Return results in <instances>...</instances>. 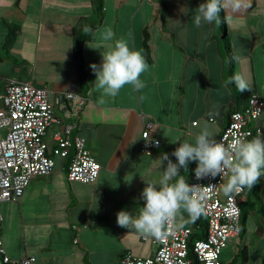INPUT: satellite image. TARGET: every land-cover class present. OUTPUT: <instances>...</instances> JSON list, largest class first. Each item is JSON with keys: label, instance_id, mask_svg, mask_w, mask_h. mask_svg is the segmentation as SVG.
<instances>
[{"label": "crops", "instance_id": "0c3cea01", "mask_svg": "<svg viewBox=\"0 0 264 264\" xmlns=\"http://www.w3.org/2000/svg\"><path fill=\"white\" fill-rule=\"evenodd\" d=\"M199 2L104 0L103 20L84 44V83L74 36L83 21L96 17L91 0H0V93L19 81L47 87L53 95L71 91L86 97L78 119L56 106L63 121L53 124L46 140L54 148L55 133L76 121L73 134L85 138L101 164L96 182L70 181V160L55 156L53 171L35 176L20 201L3 202L1 238L10 257L33 255L36 264H120L126 253L144 258L155 254V238L118 225L117 211L135 214L143 205L138 198L144 180L160 174L166 164L159 159L162 152L175 160L171 151L179 141L174 140H191L205 123L218 140L231 112L244 108L252 92L264 100V0H251L250 7L235 13L224 9L232 52L239 57L232 73H241L250 85L240 92L227 83L228 63L217 25L197 27L191 12L181 11L195 9ZM11 25L19 31L7 46ZM109 27L113 40L124 37L144 55L148 67L140 78L145 86L138 92L125 85L115 97L102 96L93 84L90 64L99 65L101 50L113 42L100 38ZM146 36L150 60L145 55ZM151 122V136L161 145L144 153L142 132ZM257 124L264 133V110ZM194 167L192 162L187 172L181 170L187 182ZM261 182L264 200V178ZM248 191L245 188L239 199ZM176 224L189 225L188 214L181 210ZM241 249L248 257L237 264H264V217L255 210L241 235L224 248L223 264Z\"/></svg>", "mask_w": 264, "mask_h": 264}, {"label": "built area", "instance_id": "2783aa9c", "mask_svg": "<svg viewBox=\"0 0 264 264\" xmlns=\"http://www.w3.org/2000/svg\"><path fill=\"white\" fill-rule=\"evenodd\" d=\"M59 105L76 119L80 117L86 97L65 91L53 95L47 87H38L31 82L12 81L0 93V264H36L35 256L13 259L6 251L1 232L3 228L2 204L5 201H20L26 188L35 176L51 173L55 166V156L66 157L74 150L67 171L70 181L94 183L99 177L101 164L87 147L85 138L74 135L76 124H65L55 133L56 146L50 148L46 136L53 124H62L56 115ZM264 110V100L257 92H252L242 109L233 110L228 124L223 128L218 141L229 145L234 139H251L262 132L257 124ZM151 122L142 132L140 149L151 153L161 145L153 139ZM264 178V174L260 176ZM204 177L196 179L192 173L190 184L206 185L202 193L204 211L198 218L207 220L208 232L203 239L195 241L194 251L201 264H223L221 255L231 238L241 235V207L239 197L245 188L235 196H222L221 183L226 179ZM196 226H179L176 217L165 228L162 239L154 240L156 251L152 257L144 258L124 254L120 264H190L189 240ZM78 242V238L75 239Z\"/></svg>", "mask_w": 264, "mask_h": 264}, {"label": "clouds", "instance_id": "9594fccd", "mask_svg": "<svg viewBox=\"0 0 264 264\" xmlns=\"http://www.w3.org/2000/svg\"><path fill=\"white\" fill-rule=\"evenodd\" d=\"M251 0H200L195 9L183 7L184 14L191 12L192 23L199 27L204 24H219L220 13L224 9L238 12L250 7ZM179 21V20H178ZM180 22V21H179ZM85 34H94L88 25L82 29ZM113 30L105 28L100 33L103 41H113L107 50H101L102 60L99 65L91 63L95 74L93 84L102 96L115 97L121 88L129 85L133 91H139L144 85L140 74L146 71L148 64L141 50L131 48L126 38L113 40ZM231 62L239 57L231 56ZM227 83L236 90L250 89L248 81L241 73L234 72ZM179 141L171 151L162 152L159 159L166 161L156 178L144 180L139 200L143 205L135 214L120 209L116 213V223L133 230L142 236L162 239L165 228L177 217L181 210L193 220L204 211L202 193L206 185L190 184L181 173L187 172L189 164L195 162L192 172L196 179L204 177L226 176L222 180L221 191L225 195L235 196L244 188L251 189L258 178L264 174V133L251 139L236 138L229 145L218 141L209 125L205 123L191 140Z\"/></svg>", "mask_w": 264, "mask_h": 264}, {"label": "trees", "instance_id": "16d2710c", "mask_svg": "<svg viewBox=\"0 0 264 264\" xmlns=\"http://www.w3.org/2000/svg\"><path fill=\"white\" fill-rule=\"evenodd\" d=\"M91 1L96 11V17L94 19H86L85 21H83L80 27L75 32V36H74L75 54L76 57L80 60L81 78L84 83L87 81L86 80L87 71L84 66L83 49L85 42L91 38L92 34H85L82 32V29L84 28L85 25L91 26L93 29H95L98 26V24H100V22L103 20L104 17V0H91ZM220 16H221V22L219 24H216L218 27L217 34L221 36L224 56L228 63L226 67V77L228 78L233 74L231 66L234 64V62H231L230 60L231 56H233V52L228 38V30H227L226 16L224 10L221 11ZM18 31H19V27L17 25L10 26V31L7 39V46L11 45L14 42V40L18 35ZM144 49H145L146 58L150 60L151 51H150L148 36L145 37ZM74 153H75L74 150L71 149L69 155L66 156L70 160V162L74 157ZM261 189H262V182H261V177H259L257 182L253 185V187L249 189L245 198L238 200L239 205L241 207L242 230L245 227V222L252 210L257 211L258 213L262 214V216L264 217V200L262 197ZM198 224L199 227L195 229L189 240V258L191 260L190 264H201L194 251V245L196 240L203 239L207 236L208 226H207V220L204 218H196L195 220H193L191 217H189V225L196 226ZM247 257H248L247 251L245 249H241L229 264H237L239 261L245 262L247 260Z\"/></svg>", "mask_w": 264, "mask_h": 264}, {"label": "rangeland", "instance_id": "374dc122", "mask_svg": "<svg viewBox=\"0 0 264 264\" xmlns=\"http://www.w3.org/2000/svg\"><path fill=\"white\" fill-rule=\"evenodd\" d=\"M5 132H6V131H5V130H3V129H1V130H0V133H1V134H5ZM224 254H225V252H223V255H221V257H223V258H224Z\"/></svg>", "mask_w": 264, "mask_h": 264}]
</instances>
